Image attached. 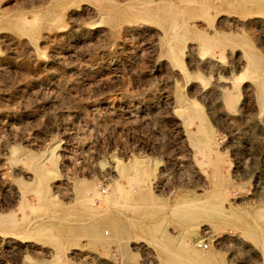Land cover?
<instances>
[{
	"label": "rangeland",
	"instance_id": "obj_1",
	"mask_svg": "<svg viewBox=\"0 0 264 264\" xmlns=\"http://www.w3.org/2000/svg\"><path fill=\"white\" fill-rule=\"evenodd\" d=\"M0 264H264V0H0Z\"/></svg>",
	"mask_w": 264,
	"mask_h": 264
},
{
	"label": "bare ground",
	"instance_id": "obj_2",
	"mask_svg": "<svg viewBox=\"0 0 264 264\" xmlns=\"http://www.w3.org/2000/svg\"><path fill=\"white\" fill-rule=\"evenodd\" d=\"M37 2H43L44 0H36ZM64 1V0H63ZM145 1V0H144ZM149 1V0H148ZM137 2V1H136ZM190 2V1H189ZM144 3L145 2H142L141 1V3H139V1H138V4L136 3V4H134L133 3V5L134 6H142V5H144ZM186 3V2H185ZM191 3V2H190ZM171 4V3H170ZM183 4V3H182ZM187 4V3H186ZM159 5H161V4H159ZM189 7H190V5H189ZM193 7V6H192ZM35 9V8H34ZM159 9V10H158ZM174 9H175V11H174ZM177 9H179L180 10V12H181V10H186L187 11V8H185V7H180V6H177V4H176V6H174V8H170V5H169V2H166V1H164V3L162 4V7L160 8V6H159V8H154V7H151L148 11H145L144 13H142V15H144V16H149L150 14H153V13H164V14H166V15H169L170 16V19H169V22L167 23L168 25H167V28H166V32H165V34H166V41H165V47H164V52H165V54H167L172 60H173V62L176 64V65H178L179 66V68L180 67H182V65H181V54H179V49L177 48V45H178V42H180V35H181V33H182V31L184 30V29H187L188 27H189V25H184V26H182L183 24H181L182 22V20H183V22L185 23V21H184V19L185 18H183L184 16H185V14H184V16L182 15V13H178L177 12ZM190 9H192V8H190ZM4 13H5V11H3ZM8 12V11H7ZM188 12V11H187ZM178 13V14H177ZM154 17V16H153ZM168 18V17H167ZM27 20V19H26ZM54 22V21H53ZM22 25V24H21ZM29 26H30V24H29ZM183 27V28H182ZM190 28V27H189ZM213 36V35H212ZM257 57V56H256ZM258 59H256L255 61H254V63L253 64H251V66H250V69H251V71L252 72H250L249 74H254V73H258L259 72V70L260 69H258V67H260V65H259V63H258V61H257ZM247 74V73H246ZM248 74V75H249ZM243 75H245V73L243 74ZM258 76H259V74H258ZM253 77L254 78V81L256 82V84H257V86H258V88H259V90H260V88H262V83H261V77ZM230 98V97H229ZM189 104V103H188ZM190 104H192V103H190ZM185 105V104H184ZM35 166V165H34ZM47 170V169H46ZM37 172V171H36ZM95 191V190H94ZM93 191V193H95L96 195L98 194V191H97V193L96 192H94ZM86 202V201H85ZM33 210V209H32ZM200 255H197V254H192V258H198Z\"/></svg>",
	"mask_w": 264,
	"mask_h": 264
},
{
	"label": "built area",
	"instance_id": "obj_3",
	"mask_svg": "<svg viewBox=\"0 0 264 264\" xmlns=\"http://www.w3.org/2000/svg\"><path fill=\"white\" fill-rule=\"evenodd\" d=\"M104 190L101 188V192H103ZM195 244H196V246H200V247H206L207 246V242L206 241H204L203 239H200V240H197L196 242H195Z\"/></svg>",
	"mask_w": 264,
	"mask_h": 264
}]
</instances>
